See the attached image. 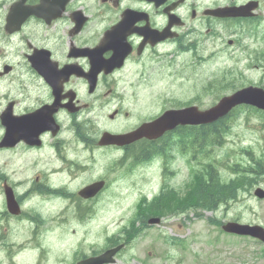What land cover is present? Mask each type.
I'll use <instances>...</instances> for the list:
<instances>
[{"label":"flooded vegetation","instance_id":"1","mask_svg":"<svg viewBox=\"0 0 264 264\" xmlns=\"http://www.w3.org/2000/svg\"><path fill=\"white\" fill-rule=\"evenodd\" d=\"M18 2L0 0V114L6 111L16 130V139L1 145L5 127L0 120V154L16 156L25 167L7 172L5 164L0 166V255L9 264H18L22 253H29L36 264H76L94 255L91 241L87 252L76 249L78 221L92 219L94 205L103 202L111 182L122 178L114 172L131 175L156 164L159 183L144 196L140 192L139 200L188 202V193L180 197L188 179L171 182V162L184 155L187 147L183 140L187 125L158 138L141 137L121 146L99 144V139L104 131L131 132L158 116L154 87L142 78L203 67L221 54L234 71L241 61H245L244 71H249V60L264 71V40L249 43V23L256 31L260 27L252 34L256 39L264 37V0H46L41 15H27L19 29L9 32L6 18ZM39 2L24 0L20 8ZM61 2L60 13L51 15L61 9ZM249 5L256 6L251 19ZM221 10L227 13H216ZM221 28L229 33L225 38ZM159 34L164 37L157 39ZM35 57L38 69L29 59ZM236 74L242 76L243 71ZM168 102L164 100V104ZM189 104L185 98L160 111ZM25 116L35 120H29V126L16 124ZM25 129L28 138H19ZM156 156H160V164L153 161ZM100 163L102 169L96 170ZM205 173L201 165L196 183L202 192L207 185ZM99 180L104 186L94 196L78 195L82 187ZM5 183L12 188L17 214L7 206ZM229 186L224 194L229 199H224L222 208L216 207V217H225L227 202L233 203L238 186L233 182ZM256 186L264 188L263 177L249 185L250 195ZM252 200L249 224L264 227V197L252 196ZM127 231L95 235L101 242L96 251L120 243L125 248L136 247L134 242L145 229L136 230L134 237L132 229ZM68 237L72 244L63 248L62 257L54 250L55 242ZM216 247L211 246L214 250L209 255L215 257ZM203 253L207 256L206 250ZM228 253L233 259L230 250L219 253V259ZM255 253L260 258L257 263L264 264L260 240L255 252H249L252 260Z\"/></svg>","mask_w":264,"mask_h":264},{"label":"rangeland","instance_id":"2","mask_svg":"<svg viewBox=\"0 0 264 264\" xmlns=\"http://www.w3.org/2000/svg\"><path fill=\"white\" fill-rule=\"evenodd\" d=\"M229 61H211L205 63L203 67L192 68L189 66L183 72H175L173 74L165 75V73H158L156 76L148 78V83L153 85V90L157 95L154 103V110H158L165 106L164 100L174 97L192 99L197 94H200V101L202 108L209 106L220 95L218 90L212 91L209 94L201 92V87L217 75L223 67H228ZM237 68L243 71L244 77H240L244 82L264 83V74L260 71L249 68V72L244 71L241 63L236 64ZM238 76H236L237 78ZM239 78V77H238ZM240 80V79H239ZM223 93H221L222 95ZM262 118L254 115L251 111L242 110L237 113V118L232 120L231 129L225 137L223 147L220 149L221 157L224 158V153H232L236 155L232 159L241 160L242 157L237 154L239 147L255 146V138L259 137L264 131L262 130ZM260 148H256V153H259ZM213 156V155H211ZM16 160V156L4 152L0 154V166L5 164L7 172H12L13 169H18L23 163ZM99 165L96 170H100ZM32 173V172H31ZM145 182L144 177H137L136 175L119 179L112 183L108 189L107 195H103V202L95 205V214L93 219L87 226L88 234L99 235V230L103 227L108 229L118 228L126 222L133 211V195L136 194L137 188ZM142 188V187H140ZM163 237L155 238L153 235L156 231ZM147 234L136 240L134 244L135 249H129L117 261V264H142L139 258L144 257L149 264H186V255L189 250H200L204 245L209 244V239L216 235V229L208 225L203 218L195 217L190 220H184L178 217L172 224L167 220L163 225H152L147 229ZM167 237V238H166ZM175 237L183 239L189 237V240H195L189 245L183 242H172L168 239ZM220 243H229V238L219 237ZM243 243V242H242ZM244 244H249L244 242ZM151 253L149 256L148 252ZM134 256V258H132ZM5 256H1L0 264H5ZM185 261V262H184ZM24 264H28L29 260L24 258ZM189 264H197V262L189 261Z\"/></svg>","mask_w":264,"mask_h":264},{"label":"water","instance_id":"3","mask_svg":"<svg viewBox=\"0 0 264 264\" xmlns=\"http://www.w3.org/2000/svg\"><path fill=\"white\" fill-rule=\"evenodd\" d=\"M8 20H11V17ZM159 37H164V36H159ZM32 64L33 66L35 65L33 59H32ZM241 103L250 104L264 110V91L259 87L248 86L239 89L230 95L223 96L214 106L205 110H198L197 107L195 106H190L178 110H168L165 111L162 115H160L155 121L149 124L142 125L137 131L133 132L132 134L125 136H110V137L109 135H104L103 141H107V139H109L110 141L123 143V141L125 142L130 141L143 135H146L148 137H155L164 130L165 125H167V127H172L176 123L197 124V123L211 122L225 115L231 110L232 107ZM2 120L3 123H5V125L7 124L8 126L6 137H9L15 128L8 121L7 113L3 114ZM16 124L21 126L20 119H18ZM89 189L90 188L86 190ZM7 199L9 200V205L12 204L11 200H13V198L11 197V199H9V196L7 195ZM152 221H157V220L152 219ZM224 229L231 232H237L243 234L253 233L249 226L248 227L239 226L235 223L225 225ZM112 254H113L112 251H107L103 253L101 256L97 257V262L98 261L100 262L103 259H107V261H111Z\"/></svg>","mask_w":264,"mask_h":264},{"label":"trees","instance_id":"4","mask_svg":"<svg viewBox=\"0 0 264 264\" xmlns=\"http://www.w3.org/2000/svg\"><path fill=\"white\" fill-rule=\"evenodd\" d=\"M245 107V106H244ZM238 110V109H236ZM234 110V111H236ZM241 110H247V111H253V112H257L260 113L259 110H256L252 107H247V108H240L239 111ZM233 111V112H234ZM233 112L231 114H229L228 116L217 120L216 122L206 125V131L204 132L205 135L208 137V135L212 136V139H220L223 137V135L226 133L227 129L229 128V124H228V120L230 119V117L232 116ZM203 192L201 191V189L199 188V185H195L192 190H191V203L190 205L193 207H197L199 206H205V207H211L215 204L214 202V198L218 197V188L216 186H210V184L206 185L203 188ZM198 201H203L204 203H201L202 205H200V203H198ZM177 206H181V205H176L173 204L171 205L170 203H165V205L163 206V210L164 208H168L172 209L173 207H177ZM146 207H151V206H146ZM159 208V207H158ZM144 209V208H143ZM159 210V209H158Z\"/></svg>","mask_w":264,"mask_h":264}]
</instances>
